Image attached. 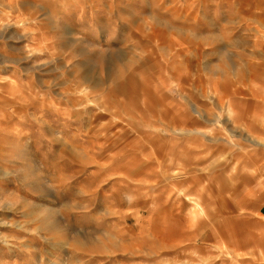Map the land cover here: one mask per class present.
I'll return each mask as SVG.
<instances>
[{
    "label": "rangeland",
    "instance_id": "374dc122",
    "mask_svg": "<svg viewBox=\"0 0 264 264\" xmlns=\"http://www.w3.org/2000/svg\"><path fill=\"white\" fill-rule=\"evenodd\" d=\"M261 194L264 0H0V264H264Z\"/></svg>",
    "mask_w": 264,
    "mask_h": 264
},
{
    "label": "crops",
    "instance_id": "0c3cea01",
    "mask_svg": "<svg viewBox=\"0 0 264 264\" xmlns=\"http://www.w3.org/2000/svg\"><path fill=\"white\" fill-rule=\"evenodd\" d=\"M243 179H245V178H243ZM243 179H242V180H243ZM239 190H241V189H240V186L237 188V191H239ZM260 193H261V192H260ZM260 193H259V194H260ZM262 196H264V195L261 194V196H260L259 198H263ZM258 215H259V218H260V219H264V210H263L262 208L259 210Z\"/></svg>",
    "mask_w": 264,
    "mask_h": 264
},
{
    "label": "bare ground",
    "instance_id": "6f19581e",
    "mask_svg": "<svg viewBox=\"0 0 264 264\" xmlns=\"http://www.w3.org/2000/svg\"><path fill=\"white\" fill-rule=\"evenodd\" d=\"M257 143V142H256ZM225 210V209H224ZM225 212V211H224Z\"/></svg>",
    "mask_w": 264,
    "mask_h": 264
}]
</instances>
